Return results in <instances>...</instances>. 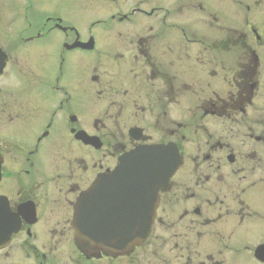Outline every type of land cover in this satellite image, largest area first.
I'll return each instance as SVG.
<instances>
[{"label": "flooded vegetation", "instance_id": "flooded-vegetation-1", "mask_svg": "<svg viewBox=\"0 0 264 264\" xmlns=\"http://www.w3.org/2000/svg\"><path fill=\"white\" fill-rule=\"evenodd\" d=\"M150 145L182 161L147 237L131 200L115 242L79 237L80 196ZM100 262L264 264V0H0V264Z\"/></svg>", "mask_w": 264, "mask_h": 264}, {"label": "water", "instance_id": "water-1", "mask_svg": "<svg viewBox=\"0 0 264 264\" xmlns=\"http://www.w3.org/2000/svg\"><path fill=\"white\" fill-rule=\"evenodd\" d=\"M181 161L175 145L139 146L123 155L111 173L99 176L79 198L74 220L78 236L82 234L104 247L115 242L107 237V209L110 201L131 200L137 202L132 206L133 214L138 217V211L144 219L139 236L144 240L154 218L158 191L167 185ZM126 208L131 209L122 206L123 210Z\"/></svg>", "mask_w": 264, "mask_h": 264}, {"label": "rangeland", "instance_id": "rangeland-1", "mask_svg": "<svg viewBox=\"0 0 264 264\" xmlns=\"http://www.w3.org/2000/svg\"><path fill=\"white\" fill-rule=\"evenodd\" d=\"M100 13V12H99ZM100 15V14H99ZM192 21H194V19H192ZM212 31H215V29H212ZM209 35H211V37H216L215 36V33H210ZM262 78H263V76H262ZM200 82H202V81H200ZM203 83V82H202ZM196 87H197V89H199V87L197 86V84H196ZM199 93V92H198ZM223 93H226L225 92V90L223 89ZM222 96L224 95V94H221ZM192 98H193V100L195 99L196 101L200 98V99H202V98H204V96L201 98V96H199V95H197V96H195V95H193L192 96ZM198 104V103H197ZM226 128H225V134H229V137H233V132H231V130H230V127H228V125H226L225 126ZM226 140V139H225ZM226 142H228L227 140H226ZM185 146H189V149H190V147H191V144H186ZM97 262V261H96ZM96 264H98V263H96ZM99 264H106V262H100Z\"/></svg>", "mask_w": 264, "mask_h": 264}]
</instances>
